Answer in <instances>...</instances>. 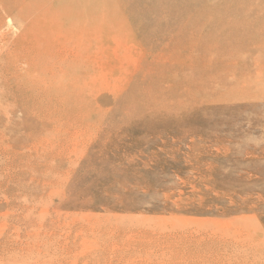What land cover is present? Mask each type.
Wrapping results in <instances>:
<instances>
[{
    "label": "rangeland",
    "instance_id": "374dc122",
    "mask_svg": "<svg viewBox=\"0 0 264 264\" xmlns=\"http://www.w3.org/2000/svg\"><path fill=\"white\" fill-rule=\"evenodd\" d=\"M12 2V9L15 7L23 22L34 18L28 10L35 4H40L47 18L51 12L71 17L63 7L50 9L45 0ZM78 9L72 16L83 12L79 18L92 21L93 35H119L117 40H127L126 47L130 36H136L147 49L166 56L171 51L176 55L194 51L196 66L204 67L214 59L240 65L238 70L226 68L228 73L236 71L235 75L220 76V69L214 68L208 75V85H222L225 78L238 84L247 74L249 81L259 83L261 88L258 91L256 84V96L246 93L244 97L220 89L210 98L203 91L198 93L197 102H190L182 88L188 79L182 76L181 86L176 83L177 87H171L173 81L165 85L167 101L142 106L137 110L141 113L132 116L130 99L118 103L114 112L116 103L107 104L106 95L100 94L99 100L106 105L103 109L112 108L113 112L100 119L84 112L77 102L85 97L73 95L68 87L53 88L45 95L24 87L4 72L8 79L0 82V127L8 130L0 139V264L11 262L7 252L24 248L15 231L25 225L20 218L25 205H30L28 210L40 201L50 205L45 199L51 188H60L57 183L45 185L48 176L55 173L52 156L60 151L69 153L68 160L59 164L57 182L70 183L65 190L67 199L56 198L50 208L54 216L67 220L60 230V249L75 245L71 246L74 253L81 255L90 251L92 240L114 234L112 241L106 238L110 253L117 255L116 259L110 255L117 261L114 264L140 260L141 264H214V257L200 258L195 253L214 242L211 236L215 228L246 219L250 223L246 222L244 238L264 229V78L261 84L259 75L264 77V7L255 6L253 0H109L106 12L111 13L107 15L110 21L104 26L99 23L106 15L100 12L103 9ZM2 12L1 7L0 15ZM18 24L11 18L0 21V28H16L7 37L9 46L14 43L10 47L13 49L25 48L22 44L31 34L27 33L30 30H17ZM62 44L61 56L72 54L71 44ZM110 44L101 45L108 48ZM126 51L131 54L128 48ZM11 66L9 61L1 65L6 71ZM17 70L29 75L24 64ZM98 119L101 129L96 133ZM79 130L84 133L82 139L57 146L53 154L49 152L59 141L57 135L80 134ZM75 149L79 151L73 152ZM88 221L93 225L82 231L81 224ZM197 221L210 223L211 230L199 231L191 223ZM230 226L228 232L238 231L236 224ZM25 228L28 230L29 224ZM42 234L32 231L28 241H40ZM83 234L89 237L85 241L78 239L85 237ZM136 251H140L138 256L133 254ZM84 259L82 264L87 260L92 263L90 258ZM35 261L27 257L14 263Z\"/></svg>",
    "mask_w": 264,
    "mask_h": 264
},
{
    "label": "bare ground",
    "instance_id": "6f19581e",
    "mask_svg": "<svg viewBox=\"0 0 264 264\" xmlns=\"http://www.w3.org/2000/svg\"><path fill=\"white\" fill-rule=\"evenodd\" d=\"M108 1L109 0H87L86 2H81L79 0H45L46 4L51 5L50 9L63 7L66 13L71 17H62L59 16V14H55V16L51 12L47 18L43 15L44 10H42V7H39L40 4H35L33 9L30 7L28 10L30 11L29 14H32L34 18L27 19L23 22L22 19H19L20 14L16 13L15 7L12 9L14 6L12 0H1L0 8L2 7L3 12L0 15V21L5 20V18H11V21L19 22V28L17 30H30L27 33L31 32V34L29 38L23 36L27 40L22 44L25 45V48L13 49L10 47L14 43L9 46L7 37L16 28L13 26L0 28V82L8 79L4 72H9L11 74V79H16L19 84L29 89L31 87L33 91L41 94L48 95L53 88L68 87L73 95L79 98L85 97L81 102H77L84 112L100 119H104L105 116L113 113L112 108L109 110L103 109L102 105L105 104L103 103L104 101L101 102L99 100L100 94L106 95L105 97L107 98L104 100H106L107 104L111 105L112 103L114 105L116 103V105L113 106L114 112L116 108L118 109V103L130 99V111L132 116L141 113V111L137 110H140L142 106L148 107L153 105V103L156 104L167 101L166 98H168V95L166 94L165 85H167V82L173 81L174 84H172L171 87H177L176 83L181 86L179 81L182 76L190 80H186L185 86L182 87L183 92L190 98V102H197L198 93L203 91H205L204 94L206 96L211 98V96L220 89L224 90L227 94H241L243 97L246 93L256 96V94L253 93H257L258 88V91L260 90L261 85L257 82L249 81L247 74L242 76L240 82H238V84L244 83L242 87L236 83L231 84L232 81H228L227 78L222 79V85H208V79H210L208 75L210 72L211 74L213 73L214 68L220 69V71H217L220 76H226V73L235 75L234 73H237L236 71L230 70L233 73H228L226 68L232 67L238 70L239 64L230 63L229 61L228 64H226L214 59L212 61L209 60L207 62L208 64L204 67H202V65L196 66L194 62L198 57L195 55L194 51L191 52L188 50L184 54L181 53L179 55H176L175 51H171L168 56H166L163 53H157L151 49H147L136 36H130L131 40H128V46L126 47L127 40L125 42L117 40L119 35L102 36L97 33L93 35L91 31L93 26L92 21H83L79 18L84 14L83 12L81 15L72 16V12L79 11V7L87 11L95 6L97 11L103 9L104 11L100 12H105L106 14H102V16H105H103L102 20L99 22L101 26H104L110 21V19L107 18L108 13L106 12L108 10ZM253 4H255V6L264 7V0H253ZM110 14L111 13H109V15ZM33 32L34 34L32 35ZM145 36L148 37L147 35ZM193 37L194 36H190L191 39H193ZM185 38L187 39L188 36H185ZM19 39L21 38L19 37ZM65 41L71 44L72 48L69 50L72 54L66 53L61 56V50L64 49L61 45H63L62 43L65 44ZM103 42H111V44L107 48L101 45ZM157 43L160 42L158 41ZM173 44H175V42ZM127 48L131 51V54L127 55ZM135 50H139V52L136 53L134 52ZM181 55H185L186 58H184V60L181 59V57H179ZM7 61H9V64L11 63L12 66L6 71L1 65L3 62L7 63ZM23 64L29 69V75H21L17 70ZM194 74L199 75L195 77ZM261 74L262 73L259 75L261 78L260 83L262 84L264 82V77L261 76ZM256 78H258V76ZM226 79L228 82L225 81ZM195 82L198 83L197 89ZM256 84L258 88H256ZM255 88L256 92L254 91ZM250 89H252V92H250ZM156 115L157 117L159 116L158 114ZM100 119L97 120L99 123L96 124L97 129L95 128L96 131H94L96 133L101 129L99 127ZM10 125L13 124L10 123ZM7 130V127H0V139H4V134ZM80 130L78 131L80 134H68V132L65 133V135H57L60 136L59 141L56 142L57 144L55 143L49 152L52 151L51 154H53L57 146L59 148L60 146H66L72 141H79L82 139L84 133H81L82 131ZM77 151L79 150L75 149L73 152ZM68 153L65 152L64 155L63 152L60 151L52 156L54 157L55 164L53 169L55 173L48 176L49 181L46 182L45 185H50L52 187L54 183H57L60 188L57 190H54V187L51 188V192L45 199L46 202H50V205H46L40 201V203H35L36 206L31 210H28L30 205H25L26 209L20 217L25 225L22 228L19 226L15 231V233H17L16 239L24 245V248L21 251L12 250L10 253L7 252L9 257H11V262L8 264H15L14 262L18 259H26L27 257H34L36 259V264H82L84 258H90L92 263L96 261L100 264H114L116 261V253L115 255L114 253H110L111 251L109 248H111V246L108 245L110 241L107 244L109 239H111V241L114 239V234H111L108 238L106 237L108 240H106L103 235H100V237L98 236V239L95 241L92 240L93 243L91 242V244H93V246H90L92 249L90 248V251L86 253L82 252L81 255L77 254L78 252L74 253L72 247L75 245H71L72 247L65 245V249H60L59 245H61L63 241L62 231L60 230L62 229V224L67 220L63 219L62 216H54L50 208L52 204H54L56 198L67 199L65 190H67L70 183L66 184L63 180L57 182V180L60 179V172H58L59 164L68 160ZM27 203L29 202L27 201ZM236 220L230 225L236 224L238 228L237 232H228V226L231 228L229 223H227V227L215 228V231H212V236L210 235L214 242L210 239L211 242L208 243L210 245H204L198 248L196 250L198 253L194 252L195 256H200V258L201 256L204 257L207 255H209L208 257H214V259H216L214 264H264V229L261 230L260 228L259 231L251 234L249 233V235L247 234L248 236L244 238L243 232L246 230L248 232L247 223H250V220H248L249 222L246 221V219L242 221ZM134 221L131 222V224L134 223ZM89 222L90 221L85 222L83 225L80 223L82 231L88 229V226L93 225ZM73 223L75 225L76 222L74 221ZM191 223L195 225L196 228H199V231L206 230V228L211 230L209 227L211 224L208 222L197 221V223ZM27 224H29L28 230L25 228ZM70 224L72 223L70 222ZM70 224L68 225L70 226ZM179 227L183 230L189 229L186 225H179ZM24 229H26V231H24ZM32 231L43 233L40 241H28L29 238H27V235ZM88 238L89 237L86 238V236H81V238L78 239L85 241ZM222 240H224V242H222ZM133 245L134 244H132V246ZM117 248L119 249V247ZM135 249L137 250V247ZM114 251L117 252L118 250ZM137 251L133 254H137ZM111 254H113L114 260L110 259ZM138 254H140V251ZM122 256H124V254ZM195 258L198 260L199 257ZM129 260H131V258ZM213 260L211 262H213ZM135 262L134 264H141V260L140 262ZM92 263L87 260L84 264ZM119 263H123L121 258ZM207 263L209 262L207 261Z\"/></svg>",
    "mask_w": 264,
    "mask_h": 264
}]
</instances>
